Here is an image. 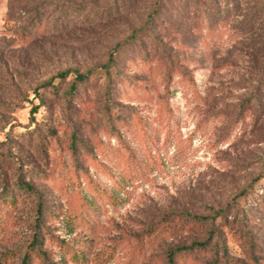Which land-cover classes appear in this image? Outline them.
<instances>
[{"label": "rangeland", "instance_id": "374dc122", "mask_svg": "<svg viewBox=\"0 0 264 264\" xmlns=\"http://www.w3.org/2000/svg\"><path fill=\"white\" fill-rule=\"evenodd\" d=\"M114 2L0 0V141L14 139L0 147V197L12 194L0 201V264L32 252L40 211L43 231L71 247L45 240L50 264H167V250L193 242L207 246L176 264H264V0H166L151 20L156 0L118 12ZM84 3L97 9L94 20L73 15L65 29L52 28L60 6ZM39 16L43 36L25 39ZM139 29L114 55L119 108L106 107L102 76L66 104L71 75L58 95H43L28 136L37 85L108 62ZM121 113L129 129L116 121ZM133 129L148 145L129 139ZM20 176L40 196L19 188ZM68 207L78 216L66 224ZM220 208L227 212L214 219Z\"/></svg>", "mask_w": 264, "mask_h": 264}, {"label": "trees", "instance_id": "16d2710c", "mask_svg": "<svg viewBox=\"0 0 264 264\" xmlns=\"http://www.w3.org/2000/svg\"><path fill=\"white\" fill-rule=\"evenodd\" d=\"M135 1L137 0H115L114 4V9L116 12L120 11V10H125L127 9L130 5H132ZM166 0H156L155 4H154V9L152 10L148 20L151 19H155L159 14H161V12H163L164 10V4H165ZM175 1V0H173ZM60 17H58L57 19L52 20V28H56V31H61L63 29H65L67 27V23L68 21L71 19V17L74 15V17H78L82 14H88L87 18L89 20H94L96 18V15L98 13L97 9L90 4H79L78 6H69V5H63L60 6ZM39 14V13H37ZM43 16H39V17H33L30 22L28 23V25L23 28V32L21 34V36H23L25 39L28 38L30 39H34L36 37H40L43 36L44 31H41L39 29H41V27H43ZM73 19V18H72ZM46 28V25H45ZM145 29H139V30H135L133 31L127 38H125L123 41L117 43L111 50L109 58H108V62L100 65V66H95L93 68L88 69L85 72H79L78 70H71V69H67V70H63L58 72L56 75H54L53 77H51L49 80L43 82L40 85H37L36 88L34 89V96L39 99V103L37 105H34L31 110H30V122L32 125H27V126H23V128H25L27 130V134L29 137L32 136V133L34 132V130H37L36 125V114L39 112V109L41 108V106L45 105V99L43 97V95L48 92V93H52L54 95H58L59 91L62 90V84L63 82L66 81V79L69 76H73L72 80L68 83V87L66 90L63 91V97H64V102L66 104H69L72 96L77 92L78 88L83 87L85 84H89L91 81L94 80V78H98L100 76L104 77V83H105V92H106V107L108 106V109L110 108V106H113L114 109L115 108H119L120 105L115 103L112 98V92L113 89L115 87V82L113 81V61H114V55L115 53L119 52L121 50L122 47H125L126 45H128L130 42H132L133 40L137 39L140 35H143ZM96 81V80H95ZM126 108V107H124ZM130 110H132L133 108L130 106L129 107ZM126 117L121 113L118 114V116H116V121L120 122L121 125L123 127H126L125 129H129L130 125V118L125 119ZM113 125V127L115 126V119L113 120L111 126ZM15 126L12 124L10 126V128H15ZM20 126V125H18ZM47 129L50 131V133L52 134H56V130H54L50 125L47 126ZM145 131H148V129H146ZM114 135L116 138L121 139L122 137V132L119 131L118 128H114ZM130 136L129 139H131L133 141V143H135L136 145H141L142 143H145V145H148V143L150 142L151 138L150 136H148L146 134L145 138L142 140H138V134L135 132V130H131L130 132ZM73 137L75 138L73 142H77L76 139V133H73ZM123 141V142H121ZM120 142L122 144H124V149H132L133 146L131 144H129L128 142H125L124 139H121ZM13 143H14V139L11 138L9 135L6 136V140L4 141H0V147H13ZM132 143V142H130ZM74 143H72L73 146ZM121 145V144H120ZM23 163H20L19 169H23ZM75 171H77V173L79 174V172H83L86 173V171L83 168H79V170L75 167ZM76 174V183L81 187L82 185H87V182L82 183L81 180L79 179L80 177H78L79 175ZM87 174V173H86ZM75 183V182H74ZM90 184V183H89ZM17 186L19 188H22L24 191H27L29 194H33L36 196H40V190L34 188V186H32V184H30L28 181H26L24 178H22V176H20L17 180ZM248 191L247 189L242 190V192L240 193L241 195H247ZM12 194L8 191L6 194L2 195L0 197V201H2L1 203L5 202L8 203V201L10 200V196ZM13 202V200H12ZM263 202V201H262ZM38 210L42 209V203L39 202L38 204ZM1 211V210H0ZM42 211L38 212V216H37V220H36V224H40L41 227L39 229L36 230V234L30 244V248H32V252L31 253H26L23 256L22 262L21 264H34L33 260L37 259V261L39 260V262H43V264H50L49 260L46 258V253L42 250V245L45 242V240L48 239V241L50 240L51 242H54V244L56 246H58L60 249L64 250V251H70L71 247L69 244L61 242L60 240L58 241L57 239H54L51 235H49L47 232L43 231V226L41 223V219L40 218V214ZM227 211L225 210V208H220L219 210H216L214 212V219L217 216H221L223 214H225ZM78 215L74 212L73 209H71L70 207H68L64 212H63V221H65V223L69 224L72 223V219L76 218ZM186 219H188L189 221L195 220L198 217L193 216V215H189L186 214ZM153 233L151 232L150 234V238L152 237ZM151 240V239H150ZM207 246L206 242H193L190 245H180L178 247H174L172 249H169L166 251L165 254V259H166V263L167 264H176V258L179 255L182 254H188L193 252L195 249L197 248H204ZM33 254H35V256H33ZM77 254H74V257Z\"/></svg>", "mask_w": 264, "mask_h": 264}]
</instances>
